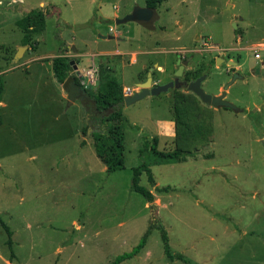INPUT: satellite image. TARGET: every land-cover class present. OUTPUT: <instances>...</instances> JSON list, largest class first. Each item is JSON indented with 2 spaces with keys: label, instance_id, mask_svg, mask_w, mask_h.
<instances>
[{
  "label": "rangeland",
  "instance_id": "obj_1",
  "mask_svg": "<svg viewBox=\"0 0 264 264\" xmlns=\"http://www.w3.org/2000/svg\"><path fill=\"white\" fill-rule=\"evenodd\" d=\"M28 1L34 6L38 0ZM75 1L67 2L79 7L78 17L98 20V0L90 13L88 2ZM0 2L1 11L7 3ZM105 2L109 12L114 5L123 13L144 5V0ZM71 5L56 3L63 13L46 18L38 51L59 54L73 39L86 54L82 70L99 50L91 41L101 40L94 27L69 22L65 14ZM155 11L158 34L164 28L170 40L182 37L169 46H191L193 37L203 35L185 56H191L186 82L207 75L203 91L225 93L241 112L215 109L185 88L122 105L128 121L124 167L109 173L94 151L97 129L83 128L87 118L81 103L68 107L61 90L42 89L32 72L25 75L15 64L1 93L0 222L11 232V245L0 223V264H112L144 239L139 252L120 264H264V0H164ZM10 18L0 13L5 42L22 38ZM104 27L102 35L108 33ZM254 49L260 60L254 59ZM10 55L0 48V60ZM136 68L114 71L122 87H135ZM157 73L163 81L170 78ZM235 74L239 78L224 91ZM164 131L170 136L162 139ZM152 138L159 139L160 151L182 150L194 157L182 163L158 160L150 152ZM141 164L155 179V187L145 173L139 181L153 193L151 204L131 188L133 168ZM156 187L170 190L157 193ZM154 224L166 231L173 260Z\"/></svg>",
  "mask_w": 264,
  "mask_h": 264
},
{
  "label": "crops",
  "instance_id": "obj_2",
  "mask_svg": "<svg viewBox=\"0 0 264 264\" xmlns=\"http://www.w3.org/2000/svg\"><path fill=\"white\" fill-rule=\"evenodd\" d=\"M0 1H5L7 3L6 6L0 11L1 15L10 16L11 17L10 20L13 18L12 23L22 33V38H18V39L16 38L14 39V41L5 42L0 39V48L5 50V53L11 54L10 55L11 57L8 60L6 58L0 60V78L4 79L3 91L6 86V80H5L6 77L13 72V70L16 67L15 64H18L23 67L25 75L31 74V72L33 73V76H35L38 79V82L40 83V87L42 89H46L49 86L53 90L59 89L62 91L60 99L68 101L67 94L63 88V84L60 83L56 79L54 72H53V68H52L54 58L58 56H65L70 61L75 62V65L70 71V74H76V71H82L84 69H87L91 65V63L94 62L98 69V83L99 81L102 80L103 74L105 76L107 75L113 78L115 81L119 83V81L114 76L115 75L114 71H116L117 68L121 67V69H124V68L126 69L132 66H134L135 68L137 67L135 69L136 70L135 72L136 82H135L134 88L122 87L121 84L119 83L120 86L122 87V93H123V89H130L134 93L135 91H138V85L146 81L147 74L149 73L151 68L153 69L151 73L152 74V85H159V84H162L164 82L171 80L174 76V73L177 70V61L180 59L182 63L184 64V66H187L190 61L191 56L187 58H185V56L190 55L189 52L194 50L193 47L195 45V41L199 42V40L201 39V36H203V35H199V36H196L195 38L193 37V42L191 46H182V47L181 46H177V47L169 46L170 42L179 43L180 40H182V37L180 35H177L175 38H173L174 41L170 40L171 36L169 35V33L168 34L165 33L166 31L164 30V28H160L162 35L158 34V31L156 30L154 24L156 21H158L159 16L156 13L155 8L153 9L155 16L153 17L154 19L151 22L152 24L151 28L146 27L144 24L143 26L136 22H127L124 24H120V25H125L126 28L128 27L126 30L124 29L125 27H123L121 30H117L113 26V23L116 24V21L118 19H122L125 16L130 15L133 11L129 10L128 12L123 13L121 12V8L119 6L114 5L112 8V11L109 12L108 8L106 7V5H108L107 2H105L106 0H98V2L97 0H76L75 1L77 2L76 4H78V2H81V1L88 2L89 13L94 3L97 2L99 18H97L98 19L97 21L93 20L91 22L88 21L89 18L82 19L81 17H78L79 7L77 5L75 6L71 5L70 3L67 2L68 0H47V2H45L44 0H38L34 4V6L28 0H0ZM57 1L71 5L70 6L71 13L69 15L65 14L67 19H71L69 22L79 27H83V28L84 27L90 28L91 26L94 27L95 31H97L98 33L97 38L101 40L100 42H98L95 38L93 41H91L95 46L99 47V50L96 52V54H91L90 56H88L90 59L86 61L87 67H85L82 70H79V66L83 63L82 58L86 56V54L85 52H79L80 48L74 45L73 39L66 40L68 42L64 43L63 51H61L59 54H56V55L49 54L48 55V54L39 53L38 51L40 43H42L44 40V32L46 28V18H49L50 16L52 17L57 16V14L60 17L63 13L61 9H59L56 6V3H58ZM102 6H105V7H102ZM135 8H138V10L139 9L143 10L147 8L145 5V0H144L143 6H138ZM32 10H39L40 12H42L44 16V24L40 30H38L37 32H34L31 35L30 44L23 46L22 39H23L24 33L18 27L17 22L21 20L23 17H25ZM67 19L66 21H68ZM111 22L113 23L111 24ZM95 24H97V26H95ZM133 24L136 25L137 27L134 29L129 28ZM179 25L181 27L183 24L181 23ZM104 26L109 27L108 33L106 35L100 34L102 32L100 29L101 27L105 28ZM188 30L190 31V28H186L184 32ZM132 31L137 34L131 36ZM124 34H126L127 36H123ZM88 39L91 40L90 37H88ZM80 42H82L85 48L84 39H81ZM203 43L204 42L202 41V46H203ZM21 47L24 48L23 53L22 54L20 53V55L17 56V54H19V48ZM158 54L165 55L166 57L162 59H156L153 57ZM169 56L171 57L168 58ZM97 58L99 59L96 60ZM217 60L219 61L220 59L218 58ZM21 61L22 63H20ZM6 65H8L9 67L5 68ZM31 67H33V69H31ZM155 71L156 72L158 71L157 73L158 75L167 73L168 76H170V78L163 81L161 78L156 77V75L154 74L156 73ZM121 77L124 78L123 73ZM47 91H50V90H47ZM67 104H68V107H70V106H74L76 103L67 102ZM4 107H5V103L3 102L1 95H0V108H4ZM172 124H173L172 122H169L167 124L168 130L171 129ZM86 125L88 127L87 121H84L83 128ZM87 127H85V129ZM165 131L162 133L163 134V136H161L162 139L170 136L169 135L170 132L167 131L168 133L167 135ZM89 132L90 131H88V133ZM158 145H159V142H158Z\"/></svg>",
  "mask_w": 264,
  "mask_h": 264
},
{
  "label": "trees",
  "instance_id": "obj_3",
  "mask_svg": "<svg viewBox=\"0 0 264 264\" xmlns=\"http://www.w3.org/2000/svg\"><path fill=\"white\" fill-rule=\"evenodd\" d=\"M164 0H145V5L149 9H154L157 4ZM44 16L39 10L30 11L25 17L17 22L18 27L23 31L22 45H29L31 35L42 28ZM75 62L70 61L65 56H58L53 59V72L56 79L63 84L64 91L67 94L68 102L78 101L86 112L88 127L96 128L92 134L94 139V151L101 163L105 166L107 172H115L124 167V129L128 124L126 117L122 114L121 108L124 102L122 87L109 76L102 75L94 90H86L81 85V80L76 74H70ZM1 79V78H0ZM3 91V82L0 80V95ZM87 127V128H88ZM86 128V129H87ZM85 129V131H86ZM91 130V129H90ZM84 131V132H85ZM158 139L152 138L150 152L158 160H170L176 162H186L193 158L194 154L182 150L160 151L157 147ZM144 150L140 151L142 154ZM145 173L147 180L152 187H155L153 174L146 165H139L133 168V177L131 188L134 192L140 194L146 203H153L154 195L147 188L140 186V176ZM170 187L155 188L157 193L168 192ZM8 234V244L11 245V232L7 226L0 222ZM153 227L160 230L161 240L164 245V253L170 260L174 257L170 252L169 239L162 226L154 224ZM145 239L129 254L118 257L112 264H120L122 261L131 258L143 247ZM178 255L177 259L182 260ZM183 261V260H182ZM185 262V261H184ZM189 264L188 262H185Z\"/></svg>",
  "mask_w": 264,
  "mask_h": 264
},
{
  "label": "water",
  "instance_id": "obj_4",
  "mask_svg": "<svg viewBox=\"0 0 264 264\" xmlns=\"http://www.w3.org/2000/svg\"><path fill=\"white\" fill-rule=\"evenodd\" d=\"M139 10L138 8H134L133 12L130 15H127L122 19H118L116 21V24L120 25V24H124L127 22H136L140 25L144 24L146 27L151 28L152 26L151 22L153 21L154 19L153 17L155 16L154 10L153 9L151 10L149 8H145L143 10L139 9ZM233 26L236 28L235 24H233ZM22 49L24 48L23 47L19 48V54H17V56L20 55V51ZM184 68H185L184 64L179 59L177 61V70L174 73V79L167 81L166 83L159 84V85H152V74L151 73L153 69L151 68L149 73L147 74L146 81L139 84L138 91H135L134 93H132V95L126 97L124 99L123 104L126 106H129L148 96H159L160 94L168 93L169 90L172 88H175V89L185 88L188 92H191L193 95L198 97L201 102L215 109L228 108L234 112H240V110L237 107H235L234 105L226 101L225 93H222L219 96H214L211 94H207L203 91L202 83L203 81L206 80L207 75H201L189 82L180 81V78L182 77L184 73ZM238 78L239 76L235 74L232 77L231 81L223 87V90L226 91L229 88V86Z\"/></svg>",
  "mask_w": 264,
  "mask_h": 264
},
{
  "label": "built area",
  "instance_id": "obj_5",
  "mask_svg": "<svg viewBox=\"0 0 264 264\" xmlns=\"http://www.w3.org/2000/svg\"><path fill=\"white\" fill-rule=\"evenodd\" d=\"M204 47H208L206 42L203 43ZM253 57L255 60H260L261 55L257 49L253 50ZM76 75L81 80V85L86 90H94L97 87L98 83V69L94 62L91 65L82 71H76ZM133 91L130 89H123V96L126 98L132 95Z\"/></svg>",
  "mask_w": 264,
  "mask_h": 264
},
{
  "label": "flooded vegetation",
  "instance_id": "obj_6",
  "mask_svg": "<svg viewBox=\"0 0 264 264\" xmlns=\"http://www.w3.org/2000/svg\"><path fill=\"white\" fill-rule=\"evenodd\" d=\"M184 77H185V76H184V74H183L182 77L180 78V81H183V82L185 81V82H186V80H185ZM196 78H197V77H196ZM172 79H174V76H173ZM172 79H171V80H172ZM169 81H170V80H169ZM188 82H189V81H188ZM171 90H178V89L172 88V89L169 90V92H170ZM169 92H168V93H164V94H168V95H169ZM240 112H241V111H240ZM237 113H238V112H237Z\"/></svg>",
  "mask_w": 264,
  "mask_h": 264
},
{
  "label": "bare ground",
  "instance_id": "obj_7",
  "mask_svg": "<svg viewBox=\"0 0 264 264\" xmlns=\"http://www.w3.org/2000/svg\"><path fill=\"white\" fill-rule=\"evenodd\" d=\"M23 51V49L20 51V53Z\"/></svg>",
  "mask_w": 264,
  "mask_h": 264
}]
</instances>
